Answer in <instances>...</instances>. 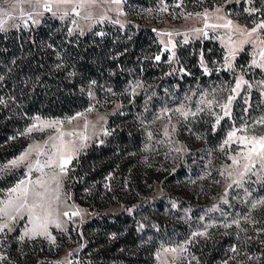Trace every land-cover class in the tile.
<instances>
[{
  "label": "rangeland",
  "instance_id": "obj_1",
  "mask_svg": "<svg viewBox=\"0 0 264 264\" xmlns=\"http://www.w3.org/2000/svg\"><path fill=\"white\" fill-rule=\"evenodd\" d=\"M67 7L71 9L70 5ZM109 7L117 6L104 3L86 6L80 17L73 15L64 20L44 12L38 17L39 24L44 20L59 22L67 35L73 27L70 23L72 19H76L83 27L82 35L106 24L120 28L132 26L135 30L151 29L160 46L156 55L160 56V60H156L155 56L153 62L163 66L164 71L150 82L139 76L131 82L130 92L142 91L145 96L139 117L143 129L142 143L138 150L130 154L128 169L119 165L116 171L107 175L102 188L103 194L109 196L100 205H94L81 204L75 198L74 186L78 182V175L70 172L74 170L73 163L80 154L93 144L104 143L114 133L116 127L109 125V119L122 105L115 92L112 93L114 102L110 107L95 103L89 106L93 108L91 112L87 111L88 107L65 117L35 115L28 124L10 134L0 150L9 149L12 154L5 160L0 157V166L9 165L10 161L18 158L29 146L42 143L50 135L57 134L48 128L42 131L33 129L32 133H27V129L36 122V117H40L41 121H60L62 124L58 127L62 131L76 130L91 138L87 141H82L80 136L71 138L77 143L84 142L86 147L72 159L68 165V175L63 178L61 200L65 199L64 193H67L70 197L68 203L75 205L80 215L72 217L71 221L62 218L67 231L50 227V236H37L34 239L27 236L20 239L24 232V221H18L13 231L6 235L0 233V255L6 257L0 264H14V257L24 250L32 253L37 262L93 264L90 253L85 251L88 240L83 232L84 226L93 219L103 222L105 216L119 214H134L133 220L137 226L136 234L141 249L151 240L157 242L151 262L142 264H264V231H260L264 229V204L252 207L256 201L264 200V178L256 182L257 177L251 176L246 178L243 188L235 185L228 188L231 181L220 174L231 163L228 156L246 150L237 140L245 134L240 131L242 126L264 116V96L261 95L260 86V82L264 81V71L252 64L254 59L260 62L259 52L264 49V43L261 42L264 41V29L253 33L248 38V43L237 46L234 57H229L232 69L224 67L225 56L228 54L225 47L230 32L228 28L204 29L209 33L207 38L202 34L197 38V34L192 31L203 28V16L194 14L205 11L209 12L208 23L224 24L231 19L233 26L239 24L251 29L264 20V0H148V3L123 0L119 6L122 14L119 15L105 11ZM0 8L10 10L4 0H0ZM23 8L25 11L30 10L26 4ZM216 8H222V11L215 15L225 16V19H215L213 13ZM253 8L259 11L250 12ZM86 14H91L93 19H82ZM14 15H19V12ZM103 15L108 19L101 21ZM113 20H119L120 23H113ZM12 23H17L20 27L9 30L38 25L28 21L25 26L21 20L9 21V24ZM167 32L173 35H161ZM184 33L188 35L187 43L183 42ZM74 34H79L78 30L74 29L72 35ZM169 40L172 41L171 44ZM205 41L216 42L223 51L222 61H214L216 70L206 63L205 53L211 54L212 46L206 48ZM197 43L199 48L196 49ZM187 47L190 48L189 57L194 56L196 60L193 66L181 57L186 54ZM54 56L61 57L60 54ZM194 66H198V74L194 73ZM205 67L209 69L208 73L204 71ZM241 76L251 84V88L242 83L240 89L233 92L232 89ZM93 82L91 80L88 83L90 89L87 97L91 99L95 98L91 89L95 85ZM89 92L92 93L91 96ZM229 96L233 97L228 108L230 116H224L221 105L227 102ZM255 96L259 97V103L254 100ZM202 97L213 101L211 108L207 104L199 103ZM240 97L243 113L237 121L234 119L233 110ZM182 105L196 114L190 113L186 119L175 111ZM4 106L5 103L0 106V110ZM197 108H203V111L196 112ZM78 113L84 115L73 119ZM217 115L223 117L218 124ZM101 116L104 117L103 120H100ZM86 121L89 122V127L84 132L83 125ZM92 124L96 125V135H92ZM102 129H107L108 134L105 135ZM165 129L168 131L167 136L164 134ZM234 130L236 136L228 144H224L228 134ZM149 132L152 133L151 138L148 136ZM248 134H253V130L249 129ZM254 134L264 135V129L256 126ZM35 158L36 153L33 152L26 158V162ZM40 159L43 160L44 157ZM25 163L11 169L10 174L0 177V199H4L7 190L20 179L30 175L35 180L40 175L36 171L28 174ZM49 171L45 169V172ZM92 189L83 192L90 194ZM225 199L227 203L224 202ZM148 208L149 211L146 210ZM60 210L71 212L73 209H65L61 204ZM234 220H239V226L233 223ZM226 224L231 226L225 227ZM196 232H204L205 235L194 236ZM51 237H55L54 243ZM108 238L113 240L114 235L110 234ZM15 242L18 243V250L13 249ZM223 243L226 252L219 251V246ZM208 245L212 250L217 248L218 251L214 249L211 254L208 253L209 258L202 261L203 249ZM234 246L235 252L232 251ZM166 248H177L178 251H164ZM145 250L146 254L139 259H148V251ZM125 258L126 256H119L110 264H126Z\"/></svg>",
  "mask_w": 264,
  "mask_h": 264
},
{
  "label": "trees",
  "instance_id": "obj_2",
  "mask_svg": "<svg viewBox=\"0 0 264 264\" xmlns=\"http://www.w3.org/2000/svg\"><path fill=\"white\" fill-rule=\"evenodd\" d=\"M140 1L148 3V0ZM64 32L62 24L51 20L0 32V76L3 78L0 81V100L3 101L0 106L5 103L0 110V146L35 115L71 116L95 103L110 107L115 92L122 105L109 119V125L116 127L114 133L104 143L93 144L80 154L70 172L78 175L74 186L78 202L100 205L109 196L103 194L102 188L107 175L116 171L119 165L128 169L130 154L142 143L139 117L145 96L142 91L131 93V82L137 76L150 82L164 71L163 66L153 62L160 46L151 29L135 30L132 26L120 28L106 24L84 35L70 36ZM204 44L206 48L212 46L211 54L205 53V59L208 66L216 70L214 61H222L223 51L216 42L205 41ZM195 48H199V43ZM189 49L187 47L186 54L181 57L193 66L196 60L194 56L189 57ZM55 54L61 57L56 58ZM194 68V73L198 74V66ZM222 74L228 77L224 72ZM91 80L95 82L91 87L93 99L87 97ZM254 100L260 102L258 96ZM241 105L240 97L233 110L237 121L243 113ZM10 154L9 149L0 150L3 160ZM90 188H93L90 194L83 192ZM133 216H105L103 222L93 219L84 226L88 240L85 251L90 253L93 264H110L119 256H126V264L151 262L157 242L151 240L145 248H140ZM110 234L114 235L113 240L108 238ZM17 247L15 242L13 249L18 250ZM224 247V243L221 244L219 251L226 252ZM145 249L148 259H139L146 254ZM214 249L205 246L201 260L208 259ZM14 264L49 263L37 262L32 253L24 250L14 257Z\"/></svg>",
  "mask_w": 264,
  "mask_h": 264
},
{
  "label": "snow or ice",
  "instance_id": "obj_3",
  "mask_svg": "<svg viewBox=\"0 0 264 264\" xmlns=\"http://www.w3.org/2000/svg\"><path fill=\"white\" fill-rule=\"evenodd\" d=\"M123 0H4V3L9 5L10 10H5L0 8V32H6L9 28H19L20 25L17 23L9 24V21L21 20L24 22V25L27 26L28 21H31L32 24H39L40 21L38 17L43 15L44 12L51 13L52 16H58L60 20H64L66 17L75 16L80 17L81 11L85 9L86 6H95L100 3L116 5L117 7H109L105 11H112L119 14L121 13L120 5ZM28 5L29 11H25L23 5ZM71 6V9L67 6ZM164 10V9H162ZM19 12V15H14V13ZM222 8L214 9V15L220 13ZM250 12L259 11V9H250ZM189 15H193L189 13ZM196 16H203L204 25L203 28H195L192 31L197 34L199 38L200 34L203 37L207 38L209 33L204 31V29L212 28H228L230 30L227 36V43L225 47L228 50V54L225 56L224 67L227 69H232V64L229 62V57H234L238 45L248 43V38L256 33L258 29H264V20H261L259 24L255 27L248 29L246 26L235 25L233 26V21L228 19L226 23H208L209 12L205 11L204 13H195ZM227 15V14H225ZM27 17V19H25ZM84 20H92L93 17L91 14H86L82 17ZM108 19L106 15H103L100 20ZM215 19L223 20L225 16L215 15ZM113 23H120L119 20H113ZM72 28L69 29L68 34L72 35L73 30H78L79 34H83V27L77 22L76 19L70 21ZM103 35V33H99ZM161 35H167L171 37L173 33L167 32L162 33ZM239 37L241 39H236ZM220 39H224L220 37ZM184 43L188 42V35L184 33ZM264 43V41H261ZM161 43H164L161 41ZM171 44L172 41L169 40ZM175 47V44H173ZM175 55V53H173ZM260 62H257L255 59L252 61V64L257 68L264 71V49H261L259 52ZM156 60H160V56L155 57ZM206 73L209 72L207 67L204 68ZM3 78L0 77V80ZM95 83V82H93ZM248 85L249 89L251 84L248 81H245L243 77H239L236 81L235 87L232 89L233 92H236L240 89L241 84ZM261 86V95L264 96V81L260 82ZM139 87V85H137ZM91 96L92 93L89 92ZM233 97L229 96L225 104L221 105L223 109L224 116H230L228 108L231 104ZM247 103V101H245ZM0 103H3L0 100ZM199 103L201 105L207 104L209 108L213 101H208L203 97L200 99ZM88 112L93 111L92 107L87 109ZM175 111L181 113L186 119L191 113L195 115V112H191L190 109L185 108L183 105ZM203 111V108H197L196 112ZM247 111V109H245ZM84 115L83 113H78L73 119H78L80 116ZM158 118V117H157ZM223 117L220 115L216 116V123L218 124ZM104 117L101 116L100 120H103ZM36 122L32 124L31 127L27 129V133H32L33 129L44 130L45 128L52 129L54 135H50L42 143L37 142L34 145L28 147V149L21 154L18 158L10 161L9 165L0 166V177L10 174L11 169L20 166L21 163L26 162V158L33 152L36 153V158L33 160H27L25 167L27 168V173L31 174L33 171L40 173L35 180L31 179V176H27L25 179H20L13 187L7 190L6 197L0 199V233L11 232L14 230L18 221H24V232L20 236V239L23 240L24 237L35 238L37 236H50L49 228L55 227L61 231H67L65 227V222L62 218H67L71 221L72 217L80 215V211L75 208V205L69 204L67 193H64L65 199L61 200V193L63 188V178L68 175V165L71 164L73 158L82 151L86 144L84 142L77 143L75 139H71L76 136H80L82 141H87L91 137L84 135V133L76 130H67L62 131L58 125H61L60 121H41L40 117L35 118ZM71 121H69L70 123ZM256 126L264 129V116L259 117L251 121L250 123L246 122L240 131H243L245 134L238 137L237 140L243 145V148L246 150L238 151L236 154L228 156V159L231 161L228 164L224 171L220 174L226 176V179L230 180L231 183L228 184V188H232L235 185L237 188H243L246 183V178L251 176H256L258 182L260 179L264 178V135L254 134V129ZM89 127V122H85L83 125L84 132H87ZM249 129L253 130V134H248ZM105 135L108 134L107 129H102ZM26 133V134H27ZM96 125L92 124V135H96ZM166 136L168 135L167 129H165ZM149 138H151L152 133H148ZM236 136V131H232L228 134L227 140L224 141V144H228L232 141L233 137ZM68 137L70 139H65ZM51 141V143H49ZM102 142V141H101ZM223 150V149H221ZM180 151V149H176ZM40 157H44L43 160ZM45 169H49V172H45ZM44 177H47L46 179ZM227 193H225V196ZM227 203V200H224ZM64 205L65 209H73L71 212L64 210L61 212L60 206ZM257 204H264V200H258L252 204V207L255 208ZM218 209H209V211H216ZM237 226H239V220H234ZM231 225L226 224L225 227H230ZM260 231H264L261 229ZM204 232H196L194 236H203ZM52 242H55V237H51ZM183 250V249H181ZM164 251H171L176 253L177 248L164 249ZM232 251H236V247L232 248ZM159 256V254H157ZM6 257L0 255V261L5 260ZM175 259V258H174Z\"/></svg>",
  "mask_w": 264,
  "mask_h": 264
}]
</instances>
